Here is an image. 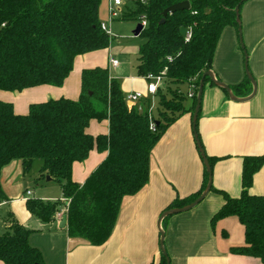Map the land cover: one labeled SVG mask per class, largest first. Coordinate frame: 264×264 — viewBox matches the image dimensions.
<instances>
[{"label": "trees", "instance_id": "trees-1", "mask_svg": "<svg viewBox=\"0 0 264 264\" xmlns=\"http://www.w3.org/2000/svg\"><path fill=\"white\" fill-rule=\"evenodd\" d=\"M100 1L0 0V90L21 91L43 84L60 86L77 55L107 48L110 36L100 28ZM184 1H188L187 9L163 16L167 7ZM245 1L124 0L118 19L138 21L143 16L146 20L138 35L143 43L137 52L136 72L146 81L149 76L162 78V85L154 94L156 113L154 105L150 115L146 109L129 107L118 80L102 67L82 70L76 100L58 98L33 103L24 115L15 114L11 103L0 100V172L12 160H20L22 173L27 175L34 160L39 159L37 180L48 176L60 184L62 198H28V212L42 223H51L65 207V228L70 238L86 240L93 246L103 244L112 232L124 197L137 194L147 184L150 153L158 140L185 112L193 113L200 80L212 69L219 37L228 26L238 34L234 8L239 6L240 21V8ZM188 29L190 38L185 40ZM208 80L205 76L204 83ZM183 83L191 88V97L179 89ZM249 86L245 75L230 88L235 95H242ZM188 98L192 103L186 108ZM149 101L150 98L144 99L145 108ZM198 117L199 112L197 134ZM92 119H106L107 134L87 133ZM151 120L153 130L149 128ZM94 147L106 151V157L83 184H78L71 178L72 164L86 159ZM207 158L211 168L221 159ZM263 165L264 153L242 157L241 190L237 197L210 188L224 201L211 222L234 216L244 230V244L231 247L230 251L257 258L262 264L264 194H253L250 188L254 174ZM207 182L204 168L198 191L175 197L164 211L193 202ZM4 199L0 185V200ZM32 231L12 218L8 229L0 234V261L45 264L39 249L29 244ZM166 257L161 252L160 264H167Z\"/></svg>", "mask_w": 264, "mask_h": 264}, {"label": "crops", "instance_id": "crops-1", "mask_svg": "<svg viewBox=\"0 0 264 264\" xmlns=\"http://www.w3.org/2000/svg\"><path fill=\"white\" fill-rule=\"evenodd\" d=\"M104 24L111 31L110 22ZM240 27L255 94L248 101L235 102L224 89L208 80L204 83L197 122L206 155L221 158L211 168L212 187L230 197H237L241 190L242 157L264 153V0H246L242 4ZM110 57L109 46L77 55L62 85L0 90V100L11 103L18 115L26 114L33 103L58 98L76 100L81 90L82 70L94 67L107 68L124 94L140 91L151 100L146 92V79L131 76L129 71L125 75L119 71V62L116 67L110 66ZM211 71L215 79L230 87L245 76L243 50L237 31L230 26L225 27L219 37ZM252 90L250 83L242 95L233 94L243 98ZM191 103L186 104V108ZM192 115L191 111L185 112L158 140L150 153L147 184L137 194L124 197L112 232L103 244L93 246L86 240L70 238L66 225L59 227L61 218L42 223L28 212L26 200L36 197H31V192L30 196L24 194L29 191L25 186L28 174L23 175L20 160H12L0 172L5 195V199L0 200V234L8 229L12 218L33 229L29 244L39 249L45 264H160V215L175 197L198 191L202 183L204 165L193 136ZM86 132L92 136L107 134L108 121L92 119ZM105 157L106 151L91 149L86 159L72 164V180L83 184ZM43 180L57 182L51 177ZM250 192L264 194V165L254 174ZM53 198L48 197V200ZM223 202L220 194L210 191L192 209L170 214L161 221L163 248L169 264H262L257 258L230 251L231 247L244 244V230L236 217L211 222ZM0 264L4 263L0 261Z\"/></svg>", "mask_w": 264, "mask_h": 264}, {"label": "rangeland", "instance_id": "rangeland-1", "mask_svg": "<svg viewBox=\"0 0 264 264\" xmlns=\"http://www.w3.org/2000/svg\"><path fill=\"white\" fill-rule=\"evenodd\" d=\"M123 5L121 6L122 9ZM101 8V9H100ZM98 18L100 23H108V0H101L98 8ZM138 21L135 20H121L115 19L110 22L111 24V36L109 42V52L111 57L116 58L121 67L119 71H129V75L137 76L136 64H137V51L139 46L143 43V39L138 35L133 34ZM112 73V72H110ZM179 89L183 93L189 91V87L186 83L179 84ZM190 98L186 101V104L190 103ZM157 100L153 99V113H156ZM41 161L35 159L29 174L26 176L27 182L25 183L26 189L31 192V197H36L42 200H48V197H54L52 200H56L61 197L60 186L57 182H46L45 180H37ZM26 194V192H24ZM26 196H30L27 195Z\"/></svg>", "mask_w": 264, "mask_h": 264}, {"label": "water", "instance_id": "water-1", "mask_svg": "<svg viewBox=\"0 0 264 264\" xmlns=\"http://www.w3.org/2000/svg\"><path fill=\"white\" fill-rule=\"evenodd\" d=\"M188 7H189L188 1H184V2L173 4V5L169 6V7H167L163 11V16H166L167 14H171V13L177 11V10L187 9ZM234 11L236 13L237 21H238V24H239L238 37H239L240 46H241V48L243 50V54H244V71H245V75L247 76V78L249 79L250 83L253 86V90H252L250 95H248L246 97H243V98H238V97H236L233 94L230 86H228L227 84L222 83L219 80L215 79L214 74H213V72L211 70L206 71L204 73V75L202 76V78L200 80L199 88H198V91H197V95H196V106H195V109H194L193 115H192V128H193V136H194V140H195L196 146H197L199 154H200V156L202 158V162H203L204 168H205V170H206V172L208 174V182H207V185H206L205 189L203 190V192L193 202H191L190 204L185 205V206H183L181 208H173V209L165 210L160 215V217L158 219V228H159V232H160L159 246H160V250H161L162 254H164V255H166V252L164 251V248H163L164 233H163L162 229L160 228L161 221L166 216H168L170 214L184 212V211L190 210L193 207H195L198 203H200L205 198V196L208 194V192H210V188L212 186V170H211L210 164L208 162V158L206 156V153H205V151H204V149L202 147V144L200 142L199 136H198V134L196 132V121H197V116H198V112H199V108H200V104H201L202 92H203V87H204V77L207 76L212 84L224 89L226 91L227 95L229 96V98L231 100L235 101V102L248 101L255 94L254 80L252 79V77L250 75V72H249V69H248V55H247L246 50L244 49V45H243V42H242L240 21L238 20L239 6H236L234 8ZM162 22H163V20L160 21V23H162ZM142 29H143L142 25L140 23H137L135 29L133 30V34L135 36L139 35V33L142 31ZM46 179L49 180L50 177L47 176ZM65 225H66V216L64 215L61 218V221L59 223V227L63 228V227H65ZM166 261H167V264H169L168 257H166Z\"/></svg>", "mask_w": 264, "mask_h": 264}, {"label": "built area", "instance_id": "built-area-1", "mask_svg": "<svg viewBox=\"0 0 264 264\" xmlns=\"http://www.w3.org/2000/svg\"><path fill=\"white\" fill-rule=\"evenodd\" d=\"M124 0H108V21L111 22L112 20L118 18L121 13V6L123 5ZM138 23L142 25V28L146 26V20L143 16H140L138 18ZM100 28L102 31H104L106 34L111 36L110 29L106 26L104 23H100ZM190 38V30H186L185 32V40H188ZM109 64L112 67H116L118 65V60L114 58H109ZM162 85V78L161 76H149L147 84H146V92L151 96V100L149 101L148 106L145 108L143 105V101L145 99V96L140 91H130L125 94V102L129 107H136L138 111H143L144 109L147 110L148 115H150L152 109H153V98L154 94L157 91V88ZM188 96L191 97L192 93H188ZM150 129H154V123L151 120L149 124ZM27 195H30V191L26 192ZM68 204V201L65 200V205ZM65 207L58 211L55 215L56 219L62 218L64 216Z\"/></svg>", "mask_w": 264, "mask_h": 264}]
</instances>
